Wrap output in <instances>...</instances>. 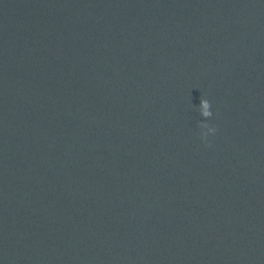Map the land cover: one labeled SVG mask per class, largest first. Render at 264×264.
<instances>
[{
    "label": "water",
    "instance_id": "95a60500",
    "mask_svg": "<svg viewBox=\"0 0 264 264\" xmlns=\"http://www.w3.org/2000/svg\"><path fill=\"white\" fill-rule=\"evenodd\" d=\"M0 264H264V0H0Z\"/></svg>",
    "mask_w": 264,
    "mask_h": 264
},
{
    "label": "clouds",
    "instance_id": "9594fccd",
    "mask_svg": "<svg viewBox=\"0 0 264 264\" xmlns=\"http://www.w3.org/2000/svg\"><path fill=\"white\" fill-rule=\"evenodd\" d=\"M201 103H202V109H203V111L201 113L202 116L210 118L213 115L211 110H210L211 109L210 101L207 100V99H202ZM207 126H209V125L208 124H204V123L200 124V127H207ZM211 131L215 132L216 129L214 127H211ZM202 138L206 139V137L203 136V135H202Z\"/></svg>",
    "mask_w": 264,
    "mask_h": 264
}]
</instances>
